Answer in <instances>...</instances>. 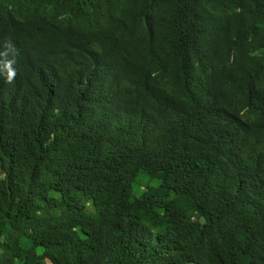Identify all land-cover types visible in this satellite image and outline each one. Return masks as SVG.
Instances as JSON below:
<instances>
[{
	"label": "trees",
	"instance_id": "16d2710c",
	"mask_svg": "<svg viewBox=\"0 0 264 264\" xmlns=\"http://www.w3.org/2000/svg\"><path fill=\"white\" fill-rule=\"evenodd\" d=\"M0 264H264V0H0Z\"/></svg>",
	"mask_w": 264,
	"mask_h": 264
},
{
	"label": "clouds",
	"instance_id": "9594fccd",
	"mask_svg": "<svg viewBox=\"0 0 264 264\" xmlns=\"http://www.w3.org/2000/svg\"><path fill=\"white\" fill-rule=\"evenodd\" d=\"M11 62H9L10 64ZM15 77V71L9 67L8 68V73H7V82L11 83V81L13 80V78Z\"/></svg>",
	"mask_w": 264,
	"mask_h": 264
},
{
	"label": "rangeland",
	"instance_id": "374dc122",
	"mask_svg": "<svg viewBox=\"0 0 264 264\" xmlns=\"http://www.w3.org/2000/svg\"><path fill=\"white\" fill-rule=\"evenodd\" d=\"M145 181H146V179H143L141 184L145 183ZM147 184H148V185H151V182H150V183L147 182Z\"/></svg>",
	"mask_w": 264,
	"mask_h": 264
}]
</instances>
